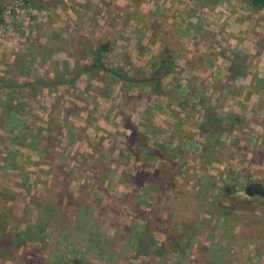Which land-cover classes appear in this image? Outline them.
I'll return each instance as SVG.
<instances>
[{
	"label": "rangeland",
	"instance_id": "374dc122",
	"mask_svg": "<svg viewBox=\"0 0 264 264\" xmlns=\"http://www.w3.org/2000/svg\"><path fill=\"white\" fill-rule=\"evenodd\" d=\"M157 1L161 3L160 0ZM175 1L183 5V2L185 0ZM226 1L227 3L224 5V8L227 9L231 7L230 11H232L233 13L239 12L237 11V8L246 9L245 13L239 12V14H237L243 17L241 23L246 22V24L249 23V25H253L251 27L253 30L255 28L257 29L256 31H259L258 27H260L261 31H264L262 30V28H264V24L259 23V21L264 22V9H261L259 11V15L254 16L249 13V11L251 10L247 6L245 8V5H247L246 3L241 4L236 0ZM191 3H193V1H191ZM2 5H4L3 11L5 12V15H7L8 23L3 24V27H0V59L4 57V59L6 60H11L13 58L12 56L25 50L27 51V47L29 45L33 44L34 41L38 39V37L43 36V34L41 35V33L45 26L47 27L50 22H53L54 25H61V23L63 22V19L55 20L53 18H49L50 10L46 7H49L50 5L45 6L44 4H42V2H30V0H5ZM160 5H162V3ZM144 7L148 10L150 9L151 5L147 2V5H145ZM181 7L182 11L180 12L183 13L189 12L190 8L193 9V6L189 5H180V8ZM201 8V4H196V7H194V9L199 11V15L207 16V10L204 11L201 10ZM8 9L9 11H7ZM63 11H65V9ZM168 12L170 11L168 10ZM163 13L169 16L166 11H163ZM207 17L206 19H208V26L213 29L214 23L212 24L209 20V18L213 17ZM228 19H231V17H229ZM34 20L37 21L38 24H36V30L35 32H33L32 37H30L28 35L29 29L34 25ZM80 22H82V25L79 26V28H81V32L78 34V36L81 37V40L83 37H85L87 41L92 45H96L97 41H99V39H102L103 37L112 39L113 43L117 44V46L115 47V49H117L116 52H120V54H122V51H120L119 47L125 45L126 43V41H124V39L122 38L123 36L121 35L123 24H120V26L114 30H112V28L110 27L109 30L111 36H109L105 32L108 31V26H110L109 21L106 19L99 21L80 20ZM176 28H178V26H176ZM137 30L138 26L136 25L134 19L130 20L127 23V44L129 54H126L127 56L129 55V58L126 59L124 58V55H122L121 59L124 60L119 61L121 65H118L117 61L112 60L114 58L111 55L109 58V63L106 62L109 68L120 66V68L123 69L124 72L126 71L127 74L131 76L135 72L140 71V68L135 66L137 65V62L140 61L138 57L140 50L135 46L136 41H138L139 39ZM70 33H73V30H71ZM156 38L160 41L163 40V38L161 37H152L149 35H145L141 37V41L150 44L151 46L153 44L158 45L159 41L155 40ZM257 39V41H259L260 43L262 41L264 42V34L260 32V35ZM227 41L230 40L227 39ZM227 41H223L220 39L218 47L222 46L225 50V48L228 46ZM174 43L176 44V41H174ZM180 43L186 44L189 48L195 46L194 38L190 36H188L185 41L180 40L179 44ZM81 44L82 42L78 43L77 47L79 49ZM155 47L156 46L154 45L151 48L150 52H147V60L156 55L157 51H154ZM176 65L178 68L180 67V65H182V62L180 63L176 61ZM41 70H43V72L47 71L46 67L40 68V73ZM176 71L179 72L180 79L184 81V79L186 78V73L179 69H177ZM93 73L94 72H91L92 75L88 80L84 75L76 85H72L71 87L67 86L59 88L61 91L60 94L63 96H58L59 98L56 100V102L59 101V105L60 100L64 102V115H68L67 117L69 124H66L65 128L67 131L63 134V137H61L58 142L60 143L61 148L59 150L53 151L61 156L62 158L60 157V159H63L66 164L71 165L72 168H76L72 173L74 177L69 182V186L65 193H68L69 191L70 193L72 192L74 194L72 196L78 197L80 195H83L84 192L88 193V190L90 188L86 178L84 179L83 177L88 175L91 170L88 168L89 164L79 165L80 161L82 160V157L79 153L90 151L92 149V144L94 143H98L105 148L110 147L111 158H109V161H111L112 159V162L114 163L113 160L116 159L115 155L117 153L120 154V157L122 158V163L118 164L120 168V175L121 173L125 174L129 171L133 174L137 171L132 179L138 184H131V181L129 183H124V181H113V183H110L109 186H105L107 189L106 194L102 195V197L100 198H97L95 196L97 200L102 201L103 205L110 204L113 205V207H129V209L133 207L131 209V212L130 210L128 212L124 211L123 216H120L119 220L121 221V225L117 229L112 228L111 226H107V219L105 220L106 223L103 220L102 225H100L98 228V231L102 234L100 235L101 238L104 234L108 236L107 245L112 242L116 235H120L119 233L122 230L121 228L123 226L132 225V227H134L136 226V223H142L141 220L143 218H147L149 225L153 227L156 224L154 222V219L156 220L157 216L160 215L162 219L167 221L165 223L158 224L159 227L164 230L155 232V236L159 242H170L168 248L163 249L164 253L161 255L165 259L166 264H216L219 258H212L210 256L212 255V253L210 255L207 254V256L204 257V255L201 254V251L207 248L209 241H219L218 239H221V236H218L217 234L219 233V229H223L224 226L226 228L230 227V230L225 231L229 235L224 234L222 237L224 242L227 238H230V234L236 233V231L238 232L239 230L240 223L239 221L237 222V218H231L232 213L230 212L233 210H239V207L244 206L242 200L248 199L245 191V184L247 183L245 179L246 175L255 177L256 179H260L261 177L258 176V171L264 170V164L259 165L255 163H248L249 159L252 158L251 154L253 152H258L257 155L261 156V158L259 159L264 163V116H261L260 114L255 115L254 118H256L259 124L261 123L260 125L263 127L256 133L251 132L247 128L246 133L249 139H244V141L240 143L235 140V137H237L238 133L234 132L233 127L240 122V118L243 120V124L246 125V118L245 120L244 117L238 116V113H235L231 109L229 110V108H227V110L222 111L223 114H218V116L224 120V126H215L214 128V120L211 116L212 114L208 116V119L206 116L207 120H203L202 123V125H204V130H199L200 132H209L208 135H211L214 131H218L219 128L220 130H224V133L221 136V140H219L220 142H218V144H214L213 148H211L212 150L208 148V150H205V152L200 153V151L197 152V150L192 149L191 146L189 147L190 150H188L189 152L187 153L188 158L186 160V165H188L189 167L188 173L194 176L193 179L190 180L189 185L194 186L195 190L199 191L198 199L197 203L193 204L192 206L194 207V212H191L190 210H187V208H184V211H186V213L183 216L178 217L177 220L171 219L174 212V215H179L178 210H174V212L172 213L174 207H167L168 205L166 204V202H168L172 197L173 192L171 187H165L161 184H158L162 182L161 178L158 183L141 181L143 176L139 174L141 173L139 171L147 169L148 166H142L140 161H137V163L135 164L136 161L134 159V156L129 155L128 157H125L123 155L122 149H124V145H122V142H125V139L122 135L126 132L128 133V130L124 127V125L128 123V119H133L136 123L138 121L141 122L140 115L142 114V112L140 111H142L141 109L144 110L147 107L150 109V120L152 119V123L160 129L159 133L157 134L162 137L167 134L166 132L170 131L167 135L169 137L175 128V124H178L181 128V122L177 123L174 118H171L172 114L170 111H172L171 108H173L174 106L172 105L170 106V108H167L168 105L163 104L166 101L164 98L162 102H160V100H157V98L154 97V94L158 96L159 93H156L154 87L147 86V90H144L141 87L138 88L137 86H131L128 82H118L110 74H104L101 70V77H98V75L96 76ZM24 81L25 80H23V78L20 79V83H23ZM166 81L167 80L164 79L163 84L161 85L163 87V92L170 95L174 94L173 92L169 93V85H167ZM41 93L43 95V92H39V94ZM31 94L30 96H32ZM132 95H137L139 96V98H141H131L133 97ZM44 98H46L47 104H49L50 101L52 102L53 100V97H50V94H45ZM152 98L153 100H150ZM126 101L130 103L126 105L125 108L124 102ZM189 101L190 104L193 105V99L190 98ZM30 106L32 107V109H34L35 115H25L26 121L27 123H29V125L37 123L36 126H38L39 121L37 119L41 118V113L44 112V110H46L48 107L38 99L36 100V102L30 104ZM95 107L99 110L98 112L93 110L95 109ZM135 107L137 108V113L133 117H131V110L135 109ZM194 109H196L197 111V114L195 113L196 116L194 114ZM197 109L198 108H195V106H190L186 110L187 115L184 117L186 118L187 123L194 120L198 121L199 119H201L203 113L201 112L199 114L198 112L200 110L198 111ZM92 110L93 114L90 115L89 111ZM151 110L154 115L152 114ZM155 110L157 111V113ZM56 111L57 110L54 109L52 110V113L57 115ZM262 111H264V106ZM32 113L30 112L29 114ZM218 116H214V118H218ZM87 120L96 121V124L93 123V125L89 126L87 124ZM251 120L252 118L249 119V121ZM70 123H74V125H77L75 126L77 127L75 133L79 138H77V141L74 144L72 143L74 135H72V137L68 136V130H72V126ZM183 129H185V132L190 131L191 133H194L193 139H195L197 142L203 143L205 141L203 139V136L205 135H198V129L196 126H183ZM205 129H208V131H206ZM153 130L152 132L156 133ZM177 136L181 137V141H184V134L178 133ZM157 140L158 138L148 136L147 144H149L150 147H154ZM214 140H207L204 143L205 145H208L210 143H214ZM216 151L217 153H215ZM58 155L56 156V159H58ZM144 156V152L138 153L137 151V159L142 160ZM214 158H219L220 161L224 160V162L217 163L213 161ZM25 160L24 162H19L16 164L18 170H22L21 172L12 171L7 173L3 172L0 174L2 177V180L0 179V207H14L16 209V218H14V220L21 226L25 225L26 223L34 222L35 214L31 208L33 207V205L31 204L33 196L35 197L36 194L45 197L53 195V193H50V191L47 190L49 189L51 182L49 181L50 178L46 176L45 172L49 170V167H44L43 165L36 164L32 165L31 159H28L26 161ZM158 164L159 161L157 160H150V162L148 163V165L150 166H156ZM33 167L34 170H32ZM220 172L222 177L219 176ZM20 173L21 175L29 177V179L31 178L32 183H30L29 181H22V178L20 177L19 179H17V174L20 175ZM206 173H208V175L204 177L206 179L203 180V183L201 185L197 184V175H205ZM227 176H235V179L230 181V186L227 187L229 194H225L222 181H219L220 179H224ZM34 179H37L36 183L33 182ZM19 183H22V185H20ZM125 196H127V198H125ZM112 197L116 199L113 200ZM4 199H6V201H3ZM53 199L54 201L56 200V198ZM65 199L67 198L65 197ZM75 199L77 198H73V202L76 201ZM142 200H144V202H142ZM157 207L160 209L159 211H157ZM196 207H206L207 210L211 212V214H208L206 211H202V209L197 210ZM230 207H233V209H231ZM249 207H257L256 209H254L257 213H259L263 210L262 207H264V200H259L258 202H255L253 200ZM226 208H228L230 211H228ZM105 210H107V208H101L99 212H106ZM147 211H151L149 212L150 216L148 214L146 215ZM103 215H106V213ZM109 216L110 215H108V217ZM255 226L257 227V225ZM263 227L264 222L261 223V228L263 229ZM135 228L136 227H134L133 230H135ZM173 235L174 238L177 236V244L173 241ZM254 238L259 239L258 236ZM46 241H49L48 238ZM73 241L76 245L73 246V248L69 247L64 249V252L65 254H69L71 258L78 257V259H80L81 261V264H141L145 262L146 264H156V261L161 257L160 256L158 258V256H154L152 253H137L136 248H129L128 246H126L125 248H122V250H119L121 255L119 253L118 255L120 256L118 257L113 256L111 258L106 253L102 255L101 258H98V256H96L95 254L92 255L90 252L86 251L84 242H80L78 238H73ZM237 242L238 241L236 239H233V242H231L234 244L232 246L234 250L233 252L230 250L232 254H227L224 257V264H264V255L256 257L254 253V246L252 244L241 243L240 245H238ZM116 243L117 239H114L113 245H115ZM61 244H58L55 247V251L49 252L48 250H45L46 252L43 253V256L47 257L48 262H50L51 259L55 257V252L59 251L58 248H61ZM47 248L49 249V247ZM21 250L22 247H20L19 251L14 248H12V250H2L0 248V264H45V262H47L45 261L46 259L41 258L42 255H38L35 258H32V256L28 255L29 258L27 257V259H22L23 261L26 259L24 263H21L20 259L11 260L8 258L10 256H16L17 253H19ZM218 254H220L219 251H214V257H217ZM29 260L34 261L32 263Z\"/></svg>",
	"mask_w": 264,
	"mask_h": 264
},
{
	"label": "trees",
	"instance_id": "16d2710c",
	"mask_svg": "<svg viewBox=\"0 0 264 264\" xmlns=\"http://www.w3.org/2000/svg\"><path fill=\"white\" fill-rule=\"evenodd\" d=\"M4 1L5 0H0V25L5 24L3 11L4 5H2ZM30 2L34 1L30 0ZM246 4V6L251 11L264 9V0H246ZM33 24L36 25L38 22L34 20ZM50 34L51 35L47 38L46 42L42 43L36 40L33 44L27 47V51L25 50L16 54L14 62L11 65H8L7 69L5 70L6 74L10 75V73L15 70L17 71V75L25 77H29L30 73L33 72L31 74L33 75L34 79L31 82L26 81L21 84L16 83V80L12 77L6 82L5 80H2V86L7 89L6 95L4 96V101L0 103L2 106L1 108L3 109V115L0 116V125L4 126L6 130H14L15 128H18L16 137L20 139V141L22 140L23 143H25V139L30 138L27 144L29 146L28 148L38 151V154L41 156V160L35 162V164H42L49 167V170L45 172L46 176L50 178L49 181L51 182L50 187L47 190L50 191V193H53V195L45 197L36 194L35 197L33 196L31 202L33 207L31 208L35 214L34 222L29 223L24 228H21L19 224H14L12 228L9 229V231L12 233L11 236L8 235V233H5L6 228L0 227V231L4 232L2 235L3 240L2 243H0V248L2 250H12V248H14L19 251L20 247H22V250L17 253L16 256L8 257L11 260L20 259L21 263H24L28 255L32 256V258L42 255L41 258H44L46 259L45 261H47V257L43 256V253L46 252L45 250H48L49 252L55 251V247L64 241V243L61 244V248H58L59 251L55 252V257H53L50 262H45V264H81V261L78 259V257L71 258L69 254H65L64 252V249L66 248H73V246L76 245L73 241V238H78L80 242L85 243L84 247L86 251L90 252L92 255L95 254L98 256V258H101L102 255L106 253L111 258L113 256L118 257L121 255L119 250H122V248H125L126 246L129 248H136L137 253H152L154 256L156 255L159 258L164 253L163 249H167L170 244V242H159L156 239L155 232L164 230L161 229L158 224L165 223L167 221L162 219L160 215L157 216L156 220L154 219L156 224L153 227L149 225L147 218H143L141 220L142 223H136V226H134L136 227L135 230H133L134 227H132V225L123 226L121 228L122 230L119 229L121 230L119 233L120 235H116L114 237V239H117V243L115 244L116 246L113 245L114 239L110 244L107 245L108 236L104 234L101 238L100 235L102 234L98 231L99 226L102 225L103 220L105 222L106 219L107 223H105L107 226H111L115 229L119 228L121 225V221L119 220L120 216H123L124 211L128 212L130 210L131 212L133 207L129 209V207H113V205L110 204L103 205L102 201L97 200L96 197L100 198L102 195L106 194L107 189L105 186H109V184L113 183V181H124V183H129L131 181V184H138L132 179L137 171L133 174L129 171L128 173H121L120 175V168L118 164L122 163V158L120 157L121 155L117 153L115 155L116 159L113 160V163L112 159L109 161V158H111V148H105L98 143H94L92 144V149L90 151L79 153L82 157L79 165L89 164L88 168L91 170L88 175L83 177L84 179L86 178L87 183L90 186L88 193H83L81 191L83 195L78 197L72 196L74 194L72 192L70 193L69 191L68 193H65L69 186V182L74 177L72 173L76 168H72L71 165L66 164L63 159H60L61 156L53 151L59 150L61 148V145L58 142L61 137H63L62 128H64V125L58 124V112L57 115L52 114L49 119H40L41 123H39L35 129L30 130L26 129L27 127H25L24 124L19 120L13 119V114L16 111L25 108V104L18 102L13 103L12 101L17 95L26 94L24 91L26 86L31 88L29 94L32 93L31 95L33 98L37 95V92L41 90L42 87L47 88L50 92L52 90H58V86L64 83H67L71 87L80 74L89 76V79L91 72H94L93 74L101 77L100 70L104 74H110L118 82H128L129 85L137 86L138 88L141 87L144 90H147V86L154 87L156 93H159L158 96H161V78L165 76L173 66L172 58L169 54L170 51L165 50L163 52L161 61L156 66L153 65L152 69L148 73V76H143L141 71L135 72L131 76L128 75L126 71L124 72L120 67L109 68L107 66V55L114 45L112 39L103 37L97 41L96 45H92L85 37H83L81 40V37H79L78 34L69 36L64 40H62V38L58 35V32L53 31L52 29ZM77 41L78 43L82 42L80 49L77 47ZM64 46H67V48L70 47L73 50V53L70 54L76 61L74 67L69 69L66 65L63 66L64 64L59 67L58 65L60 63L57 61V64L54 66V73L52 76L49 77L45 74V78L39 77L36 73L37 59H40L38 63H43L47 59L52 58L54 51L59 50L60 47ZM87 57H91L88 63H79V60L86 59ZM71 74L73 75V78L68 81L67 75ZM138 75H141L139 79L137 78ZM187 82L184 84L180 82L175 91L179 95L176 96L171 94L173 96V100H175V104L179 103L178 105L183 108L186 104H180V102H183L185 96L189 94L187 92L189 90L190 92H193L195 89H199L201 95L197 96L194 103L197 106H204L210 110L204 114L201 119H199L200 121L194 120L191 124L197 127L198 135H205L203 136V139L205 140L204 142L215 139L214 143H210L208 145H205L204 142L199 143L193 139L194 133L183 132L182 134L185 135L184 141L177 144L176 141L178 139L181 140V137L176 135L179 129L178 124L174 125V130L171 129L173 131L169 137L167 135L170 131L166 132L167 134L161 137L159 134H157L159 133L160 129L153 126L150 117L146 123H141L139 121L136 123L133 119H128V123L124 125L125 129L128 130V133L126 132L122 135L125 139V142H122V145H124V149H122L123 155L125 157H128L129 155L134 156L136 161L135 164L137 161H140L142 166H148L149 168L139 171L141 172L139 174L143 176L141 181L158 183L161 178L162 182L158 184H161L165 187H171L173 192L172 197L168 202H166V204L168 205L167 207H174L172 213L174 210H178L179 215H174V212L171 217V219L176 220L178 217L183 216L186 213L184 208L194 212V207L192 206L193 204L197 203L198 199L199 191H196L194 186L189 185L190 180H192L194 177L192 174L188 173L189 167L186 165V160L188 158L187 153L189 152L188 150H190L189 147L191 146L192 149L197 150V152L200 151V153H203L205 150H208V148H213L214 144H218V142H220L219 140H221V136L224 133V131L220 130L219 128L218 131H214L211 135H208L209 132H200L201 130H204V125H202L203 120L206 119V116L208 119L210 114H212L211 116L214 120V128L215 126H223L224 120L218 116L216 111L221 107L222 104V101L219 100L220 95H216L215 98H212L211 93L213 90H210L212 85L210 83L206 84L205 80H199L194 84H189ZM188 87L190 88L188 89ZM17 88H19V90ZM213 88H216L217 90V87L213 86ZM209 90L211 92H209ZM131 98L140 99L141 97L139 98V96L135 95ZM36 100V97H34L33 102H36ZM58 102L55 103L54 109L56 110H60L62 106V104L59 105ZM124 104H127V101L124 102ZM144 111H147V113L149 112L147 108H145ZM214 116H218V118H214ZM92 121L93 120H87V123ZM179 121L180 120L177 119V123ZM152 130L156 133H153ZM205 130L208 131V129ZM172 134H174L173 137L175 138L171 137ZM148 136L158 138L154 147H150V145L147 144ZM235 140H237L239 143L241 142V140L237 137H235ZM137 151L138 153H145V156L142 160L137 159ZM215 153H217V151ZM257 154L258 152H253L251 154L252 158L249 159L248 163L263 165L264 163L259 159L261 156ZM57 155L58 159H56ZM150 160H157L159 161V164L156 166H150L148 165ZM213 161L217 163L224 162V160L220 161L219 158H214ZM16 164L17 162H14L11 167L17 168ZM263 171L264 170L258 171V176L261 177L260 179L246 175L245 179L247 183L245 184V191L248 199L242 200L244 206L239 207V210H233L230 212L232 213L231 218H237V222L239 221L240 223L238 232L236 231V233L230 234V238H227L224 242L222 237L224 234L229 235L225 231L230 230V227L226 228L224 226L223 229H219V233L217 235L221 236V239H218L219 241H209L207 248L201 251V254H203L204 257L207 256V254L210 255L212 253L213 256L210 255L212 258H219L216 264H224V257L227 254H232L234 250L232 248L234 244L231 243L233 242V239L238 241V245L241 243L252 244L254 246V253L256 257L264 255V227L263 229L261 228V223L264 222V207H262L263 210L259 213L255 211L257 207H249L253 200L255 202L264 200ZM206 175H208V173L205 175H197L196 183L198 181L197 184L201 185L203 180L206 179L204 178ZM219 176H221V172L219 173ZM20 178H22V181H29L32 183V179H29V177L25 175H21V173ZM234 179L235 176H227L226 178L219 180L222 181L225 194H229L227 187L230 186V181ZM33 182L36 183L37 179H34ZM19 184L22 185V183ZM65 197L67 199H65ZM53 198H56V200L54 201ZM73 198H77L75 199V202H73ZM125 198H127V196H125ZM112 199L114 200L116 198L112 197ZM3 201H6V199ZM142 202H144V200H142ZM101 208H107V210H105L106 212H99ZM230 208L233 209V207ZM196 209H202V211H206L208 214H211V212L208 211L206 207H196ZM226 209L230 211L228 208ZM159 210L160 209L158 208L157 211ZM149 212L151 211H147L146 215H149ZM105 213L106 215H103ZM4 215L5 214L2 213V216ZM108 215L110 216L108 217ZM11 219L14 220V217ZM255 225H257V227ZM257 236L259 239L254 238ZM47 238L49 241H46ZM176 238L177 236L174 238L173 235V241L177 244L178 241H176ZM47 247H49V249ZM230 250L232 252H230ZM214 251H219L220 254H218L217 257H214ZM119 253L120 255H118ZM23 258L26 259L23 261ZM159 259L156 261V264H166L165 259L162 256ZM29 261L33 263L34 260ZM141 264H146V262Z\"/></svg>",
	"mask_w": 264,
	"mask_h": 264
},
{
	"label": "crops",
	"instance_id": "0c3cea01",
	"mask_svg": "<svg viewBox=\"0 0 264 264\" xmlns=\"http://www.w3.org/2000/svg\"><path fill=\"white\" fill-rule=\"evenodd\" d=\"M33 1L42 2V4H44L45 6L50 5L49 6L50 8L46 7L50 10L49 18H53L55 20L63 19L61 25H54L53 22L52 23L50 22L49 24L48 22L49 25H47V27L45 26L46 28L44 27L41 33V35L43 34V36H40L37 39L39 42L42 43L46 42L47 38L50 37L51 35L50 34L51 29L53 31L58 32V35L62 38V40H64L69 36H73L81 32L80 30L81 28H79V26L82 25L81 24L82 22H80V20L99 21L106 19L110 23V26H108V31H105L106 34L109 36H111L109 30L110 27L112 28V30H114L117 29L120 26V24H123L121 35L123 36L122 38L124 39V41H126V43L125 45L119 47L120 51H122V54H120V52H116L117 49H115V47L117 46V44H114L113 48L110 49L107 55L108 63L110 61L109 58L112 55V57L114 58L112 60L117 61V64L121 65L119 61L124 60L121 59L122 55H124V58L126 59L129 58V55L128 56L126 55L129 54L128 44H127L128 41L127 23L130 20L134 19L136 25L138 26L137 31L139 34V39L138 41H136L135 46L140 50L138 56L140 61L137 62V65L135 64L132 65H135L136 67L140 68V71L143 73V76H148V73L152 69L153 65L156 66L161 61L163 57V52L165 50H168L170 51L169 54L172 58L173 66L171 67L170 71L167 72V74L161 78V83L163 84L164 79L167 80L166 83L167 85H169V93L173 92L174 95L176 96L179 95L175 91L178 85L180 84V82L184 84L188 80L187 83L194 84L197 83L199 80H205L206 84L210 83L212 85V88L210 89L213 90L211 93V97L215 98L216 95L218 96L220 95L219 100L222 101V104L221 107L218 110H216L219 115L223 114L222 111H225L227 110V108H229V110L231 109L233 112L238 113V116L247 119V120L245 119L247 121L246 125L243 124V120L240 118V122L233 127V130L238 133L237 138H239L241 142H243L244 139L248 138L246 133L247 128L251 132L256 133L259 130H261V128L263 127L260 125L261 123L259 124L258 120L254 117L256 114H260L261 116H264V111H262L264 106V42L262 41L260 43L259 41H257L260 32L264 34V31H261L260 27H258L259 31H256L257 29L255 28L254 31L251 28L253 25H249V23L246 24V22L241 23L243 17L237 14H239V12L245 13L246 9L237 8V11L239 12L233 13L232 11H230L231 7L227 9L224 8V5L227 3L226 0H185L183 2V5L193 6V9L189 7L190 11L184 13L180 12L182 11V7L180 8V5L181 6L183 5L175 0H160L162 5H160L161 3H159L157 0H33ZM191 1H193V3H191ZM236 1L241 4L246 3V0H236ZM147 2L151 5L150 9L148 10L144 7L145 5H147ZM196 4H201L202 5L201 10L204 11L207 10L208 12L207 16L213 17V18H209V20L211 21L212 24L214 23L215 29L214 27L213 29H211L208 26V22H207L208 19H206L207 16L199 15L198 14L199 11L194 9V7H196ZM64 9L65 11H63ZM168 10L170 12H168ZM163 11H166L169 16L165 15ZM257 11H253V12L249 11V13L254 16L259 15L260 10ZM229 17H231V19H228ZM4 19H5V24H7L8 20H7V15H5V12H4ZM259 23L264 24V22H260V21ZM2 25H0V27H3ZM176 26H178V28H176ZM35 30H36V25H33L29 29L28 35L32 37V34L33 32H35ZM71 30H73V33H70ZM262 30H264V28H262ZM145 35H149L152 37H161L163 38V40L160 41L156 38L155 40L159 41L158 42L159 44L158 45L153 44L151 46L150 44L141 41V37ZM188 36L194 38L195 41L194 44L195 46H192L191 48H189L186 44L183 43L179 44L180 40L185 41L188 38ZM219 38L223 41L225 40L227 41V39L230 40L227 41L228 46L225 48V50L223 49L222 46L218 47L220 43ZM233 39H237V40H233ZM174 41H176V44L174 43ZM154 45L156 46L154 48V51L155 52L157 51V53L154 57L152 56L150 59L147 60L146 59L147 52H150L151 48ZM70 53H73L72 48L70 47L67 48V46H64V47H60L59 50L54 51L52 54V58L47 59L43 63H38L40 59H37L38 61L36 66V73L38 74L39 77H43V78H45L44 76L45 74L46 76L48 75L49 77L52 76L54 73V66L55 64H57L56 63L57 61L60 63L58 65L59 67L64 64L63 66L66 65L69 69H72L76 61L74 60L73 56H71ZM12 57L13 58L11 60H6L4 59V57L0 59V84H2V80H5L6 82L11 77L14 78L16 80V83L19 84H21L20 79L22 78L23 80H25L24 82L26 81L31 82L34 79L33 75L31 74L33 72L30 73L29 77L17 75V71L15 70H13L12 73H10L11 76L9 74H6L5 70L7 69L8 65H11L14 62L15 55ZM89 59H91V57H87L86 59H81L79 60V63L80 64L88 63L90 61ZM176 61L180 63L182 62V65H180V67L178 68L176 65ZM42 67H46L47 71L43 72V70H41L40 73V68ZM177 69L184 71L186 73V78L184 79V81L180 79L179 72L176 71ZM84 75L85 74H80L72 85L74 84L76 85ZM88 77L89 76H86L85 78L88 79ZM140 77L141 75L137 76L138 79ZM72 78H73L72 74L67 75L68 81H70ZM67 86H69L67 83L61 84L60 86H58V90L55 91L52 90L51 92L48 91V89L45 87L41 88V91L39 92H43V95L42 93L39 94L38 92V94L36 95V99L41 100V102L47 105L48 108L41 113L40 119L45 120L46 119L45 117H47L48 119L50 118V116L53 114L52 110H54L53 109L54 104L56 103V100L59 98L58 96H63L60 94L61 91L59 88L67 87ZM213 86L217 87V90L216 88H213ZM161 88H162L161 96H157L154 94V97H156L157 100H160V102H162L164 98L166 101L163 104L168 105L167 108L168 107L170 108V106L172 105L174 106L173 107L174 109L171 108L172 111H170L172 114L171 118H174L176 121L178 119L180 120L179 122L182 121L180 123L181 128L178 125L179 128L178 133L185 132L183 126L185 127L193 126L191 124L192 121L187 123L186 118L184 117L187 115L186 110L190 106H195V108H198L197 110L198 111L200 110L198 113L200 114L202 112L203 115L210 110L205 108L204 106L197 107V105L194 103L196 101L197 96L201 95L199 89H195L193 92L192 91L190 92V90L187 92L189 94L185 96L183 102L182 101L180 102V104L183 103L186 104L184 105L185 107L182 108L180 107V105H178L179 103L175 104V100H173L172 95L168 93H164L162 86ZM189 88L190 87H188V89ZM6 89L7 88L0 85V103L4 101V96L6 95ZM17 89L19 90V88ZM210 90L209 92H211ZM24 91L26 94L17 95L12 101L13 103L18 102L25 104V108L16 111L13 114V119L19 120L21 123L24 124L25 127H27L26 129L31 130V129H35L37 123H33V125H29V123H27L26 121L25 115L26 116L35 115L34 109H32V107L30 106V104L33 103L32 100L34 97L32 98V96H30L29 94V92L31 91L30 87L28 88L26 86ZM45 94L46 95L50 94V97L51 96L53 97L52 102L50 101L49 104H47L46 98H44ZM190 98L193 99L192 101L193 105L190 104L189 101ZM150 100H153V98ZM129 103L130 102L127 101V104H124V107L126 108V105H128ZM60 104H62L60 110L58 109L56 111L58 112L57 120H58V124L64 125V128H62L64 134L67 131L65 127L67 123L69 124V121L67 117L68 115H64L65 112L64 102L60 100ZM1 107L2 106L0 105V116L3 115V109ZM93 110L99 111L96 107ZM93 110L89 111L90 115L93 114ZM141 110L142 111L140 112H142V114L140 115L141 118L140 121L141 123L143 122L146 123L148 122L149 120L148 118L150 117V109L147 108V110H149L148 113L147 111L145 112L143 109ZM194 110H195L194 114L195 113L197 114L196 109ZM30 112L32 114H29ZM136 113H137V108L131 110V117H133ZM251 118L252 120L249 121V119ZM40 119H37L39 123H41ZM93 123L96 124V121L88 122L87 124L91 126L93 125ZM70 124L72 126L71 127L72 130L71 131L68 130V136L72 137V135H74L73 136L74 139H72V143L74 144L77 141V138H79L75 133L77 128L75 126L77 125H74V123H70ZM153 126L157 128V126H155L154 124ZM17 131L18 128H15L14 130H6L4 126L0 125V174L3 172L7 173L12 171H16V172L20 171L18 170V167L17 168L11 167V165L14 164V162L19 163V162H24L25 159L26 160L31 159L32 160L31 164L33 165L35 164V162L41 160L40 158L41 156L40 154H38V151L28 148L29 146L27 144L30 138L25 139V143H23L22 140L20 141V139L16 137L18 133ZM178 133H176V135H178ZM173 136L174 134H172L171 137ZM176 142L178 144L180 142L182 143L183 141L178 139ZM43 166L47 167L46 165ZM32 170H34V167ZM17 177H18L17 179H19L20 175L17 174ZM0 179L2 180L1 175H0ZM3 180H7V179H3ZM15 211L16 209L14 207H0V217H1L0 227L6 228L5 233H8V235L10 236L12 235V233L11 231H9V229L12 228L14 224L18 225L15 220L11 219L13 217L16 218ZM2 213H4L5 215L2 216ZM28 224L29 223H26L23 226L21 225L19 226L21 228H24ZM3 233L4 232L0 231V243H2L3 240L2 237Z\"/></svg>",
	"mask_w": 264,
	"mask_h": 264
},
{
	"label": "built area",
	"instance_id": "2783aa9c",
	"mask_svg": "<svg viewBox=\"0 0 264 264\" xmlns=\"http://www.w3.org/2000/svg\"><path fill=\"white\" fill-rule=\"evenodd\" d=\"M7 11H9V9Z\"/></svg>",
	"mask_w": 264,
	"mask_h": 264
}]
</instances>
